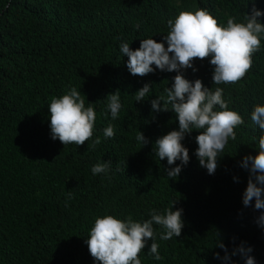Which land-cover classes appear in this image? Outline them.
Instances as JSON below:
<instances>
[{"label": "trees", "instance_id": "1", "mask_svg": "<svg viewBox=\"0 0 264 264\" xmlns=\"http://www.w3.org/2000/svg\"><path fill=\"white\" fill-rule=\"evenodd\" d=\"M253 7L264 10V0H0V264H96L86 241L97 217L143 221L173 200V211L183 210L181 235L160 240L163 229L154 225L162 259L147 254L149 239L141 264H221L220 242L229 252L244 242L264 264V229L256 223L259 212L242 204L249 172L240 167L244 156L259 151V129L250 117L264 104V41L245 77L218 85L244 124L215 174L199 165L200 133L193 131L182 141L190 162L175 179L167 176L170 166L154 154V144L178 129V120L171 109L154 112L151 101L166 97L177 73L133 76L119 51L122 41L133 50L142 39L161 42L167 21L181 11L203 8L226 25L229 18L244 22ZM258 19L264 23V16ZM209 59L196 58L198 71L184 75L214 90ZM145 83L153 93L136 102ZM73 87L86 106L93 103L96 121L90 141L65 146L51 139L48 105ZM116 91L122 109L113 121L105 115V99ZM109 123L115 136L106 139ZM140 131L149 140L145 146L136 141ZM96 138L99 144L92 143ZM104 161L110 162L108 175H93L92 166ZM232 262L244 264L239 255Z\"/></svg>", "mask_w": 264, "mask_h": 264}, {"label": "clouds", "instance_id": "2", "mask_svg": "<svg viewBox=\"0 0 264 264\" xmlns=\"http://www.w3.org/2000/svg\"><path fill=\"white\" fill-rule=\"evenodd\" d=\"M262 16L264 10L253 7L244 22L229 18L225 25L218 24L217 19L203 8L181 11L174 20L167 21L169 31L161 42L153 37L142 39L136 50L127 41L119 44L120 53L128 57L126 66L133 76H145L157 70L177 73L171 87L164 89L166 97L157 96L151 101L154 112L171 109L178 120V129L158 138L154 144V154L160 161L167 159L170 167L165 172L169 179L179 177L183 167L190 162L189 149L182 141L193 131L200 133L195 137L198 145L195 156L209 175L215 174L219 158L223 156L221 154L229 141L237 139L235 129L244 124V119L237 111L229 108L230 101L224 98V89L218 85L240 81L251 68L253 53L261 49L264 41V23L258 19ZM135 27L139 29L140 25ZM206 57L210 58L209 63L214 66L212 80L217 85L214 90L205 87L202 80L192 81L184 75L187 69L198 71L195 59L203 60ZM152 93V84L145 83L135 92V101H143ZM105 100V115L110 114L111 120H117L122 109L119 91L109 94ZM92 104L89 102L86 106L75 87L53 98L48 105L51 139L59 140L65 146H79L90 141L96 121V111ZM250 119L259 129L258 137H254L259 151L255 156H244L240 162V167L249 172L242 204L259 212L256 223L264 229V104L254 107ZM103 136L106 139L115 136L111 123L104 128ZM136 141L144 146L149 143L141 131ZM92 143L99 144L100 139L96 138ZM177 161L180 163L177 164ZM109 171L110 162L106 161L91 168L95 176L108 175ZM234 180L238 182V177H234ZM175 203L173 200L171 207L163 213L151 210L150 218L143 221L134 220L131 216L124 219L114 215L97 217L86 241L96 264H141L140 253L149 239L152 243L147 254L155 261H160L162 257L154 225L163 229L159 233L160 240L166 241L181 235L184 227L183 210L173 211ZM217 246L224 252L223 256L216 253L221 264H233L232 257L235 255H239L244 264H257L251 255L253 247L246 246L244 242L231 252L223 242Z\"/></svg>", "mask_w": 264, "mask_h": 264}]
</instances>
